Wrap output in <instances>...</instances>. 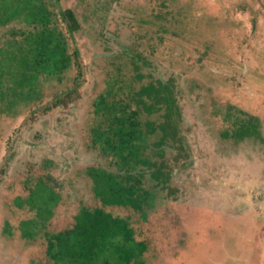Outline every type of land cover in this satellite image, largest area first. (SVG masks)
<instances>
[{
	"label": "rangeland",
	"instance_id": "rangeland-1",
	"mask_svg": "<svg viewBox=\"0 0 264 264\" xmlns=\"http://www.w3.org/2000/svg\"><path fill=\"white\" fill-rule=\"evenodd\" d=\"M45 1L66 32L59 12H75L81 28L70 36V51H79L86 77L78 94L49 110L44 106L52 105L58 89H66L71 75L63 82L44 75L42 100L24 98L13 106L0 100V264L53 263L47 256L49 234L72 224L82 204L95 206L100 200L89 166L132 176L126 181L135 186L137 197L128 207L131 264H264V0H183L187 11L198 13L186 26L167 13L181 0H170L169 6L162 0ZM159 27L168 31L162 45L154 33ZM26 28L21 20L0 27V46L20 41L17 31ZM153 44L154 54L149 52ZM138 72L148 76L138 79ZM175 74L181 83L177 96L184 151L179 142L167 141L171 175L167 188H161L148 164L137 160L160 159L157 152L163 147L154 144L160 129L152 131L145 123L162 121L165 108L149 115L134 94L146 81ZM194 78L205 79L208 96H220L215 101L222 113L211 122L205 119L212 103L195 101L207 90L196 88L189 95ZM101 95L115 105L106 116L95 104ZM138 109L134 122L143 134L129 146L112 151L95 136L92 129L101 121L102 128L110 125L109 115L127 117ZM229 110L235 111L234 118L255 122L258 130L240 143L223 138L224 130L235 131V122L225 118ZM130 149H138L139 158L130 157ZM33 171L49 172L60 190L51 213L42 205L15 203L27 201L25 183ZM31 220L36 229L29 239L23 221ZM140 241L147 243L142 251L135 248ZM115 253L109 258L120 262Z\"/></svg>",
	"mask_w": 264,
	"mask_h": 264
},
{
	"label": "trees",
	"instance_id": "trees-1",
	"mask_svg": "<svg viewBox=\"0 0 264 264\" xmlns=\"http://www.w3.org/2000/svg\"><path fill=\"white\" fill-rule=\"evenodd\" d=\"M169 1L162 0L161 5L169 6ZM182 1L175 6L171 4L172 8L167 13L186 26L191 20L198 18V13L187 11L185 9L187 4ZM189 6L191 7L192 4ZM59 13L64 17L69 32L61 29L60 23L54 18L56 16L54 10L45 0H0V27L7 26L16 20H21L28 25V28L17 31L23 36L20 41L8 42V46H0V100L6 101L9 106H13L16 101L24 98H29L31 102L42 100L41 92L44 90L46 82L41 79L44 75L51 79L56 77L58 82H63L67 75L72 77L66 89H58L53 95L52 105L46 104L45 110L66 104L70 97L78 94L77 87L86 77V69L80 59L79 51L73 50V48L70 51L72 45L70 36L72 33L80 31L81 25L71 8L61 9ZM158 15L162 17L160 14ZM154 25L158 24L154 23ZM154 33L157 34L156 44L162 45L167 41L165 35L168 31L166 29L155 28ZM153 45L149 49L152 54L157 50V46ZM136 57L137 60L141 59L139 55ZM200 60L198 58L197 63ZM194 64L189 66L192 67ZM147 76L143 73H136L138 79ZM192 80L190 81V86H192V89L189 90L190 96L196 88L204 87L207 90L204 93H199L198 97L200 98L195 101H199L202 106L208 102L212 103L211 106L214 109L206 112L208 117L205 119L206 122H211L222 113L215 101L217 97L220 99V96L215 92L208 96L211 88L207 86L205 79L203 81L201 79L197 81L195 78ZM180 85L177 74L165 79L159 77L143 83L134 94V100L141 104L149 115L165 108L162 121L155 124L154 119H149L145 123L152 131L160 129L161 136L158 141L154 142L160 149L163 147V150L157 152L160 159L149 160L147 156L139 158L141 152L138 149H130L129 152L130 157L139 158L137 161L148 164L152 180L155 181L156 186H161V188H167L171 175V172L168 171L169 165L164 150L167 141L179 142L181 144L180 151H184L185 137L181 136L180 126L183 120L180 116V104L177 96L181 91ZM95 104L98 111L104 109L105 116L106 111L115 106L113 103H109L104 95H101ZM2 111L0 106V112ZM137 114H141L139 109L133 110L127 117L123 115L111 117L109 115L106 121L110 122V125L102 128L104 121H101L99 126L92 130L96 134L95 136L105 139L107 147H111L112 151H117V149L129 146L133 139L139 138L143 134V131L138 129L139 124L134 122ZM235 115L233 110L225 113L227 121L235 122V131L231 135L229 131L224 130L221 136L226 137L227 140L232 138L236 140V143H240L243 138L252 134L251 131L255 132L258 129L255 122L252 123L242 117L234 118ZM179 155L182 154L179 153ZM125 159L126 157L123 158L124 161ZM48 173H34L33 171L28 174L25 188H27L29 196L27 201L16 199L15 203L19 207L31 204L32 206L38 205L39 209L42 205L46 213H51L53 205H56L60 199V190L56 188V182ZM88 173L96 185V192L100 200L95 206L82 204L75 216V221L69 226L52 234H49L48 231L45 232L49 234L47 256L54 259L50 264H131L134 253L127 248V244L129 242L134 246V243H130L133 235L129 223L130 211L128 207L133 205L137 197L133 195L135 186H128L126 181L130 182L132 176L127 174L124 178L119 172L115 173L100 166H89ZM171 192L177 193L178 190L173 189ZM23 224L28 227L25 233L30 237L29 239L33 238L36 222L33 220L23 221ZM32 241L37 242L36 239H32ZM146 247L145 241L135 244V248L141 251ZM115 252L120 253V262L109 258L108 255L116 254ZM141 262L136 261V263Z\"/></svg>",
	"mask_w": 264,
	"mask_h": 264
}]
</instances>
